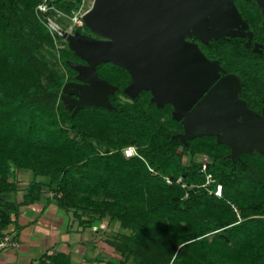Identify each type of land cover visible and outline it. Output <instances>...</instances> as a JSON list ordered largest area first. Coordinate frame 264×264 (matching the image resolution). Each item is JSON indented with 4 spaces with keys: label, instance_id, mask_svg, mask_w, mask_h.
Masks as SVG:
<instances>
[{
    "label": "trees",
    "instance_id": "obj_1",
    "mask_svg": "<svg viewBox=\"0 0 264 264\" xmlns=\"http://www.w3.org/2000/svg\"><path fill=\"white\" fill-rule=\"evenodd\" d=\"M41 1L0 0V232L16 213L5 196L16 191V174L28 170L26 201L39 199L46 187L81 223L106 217L119 222L121 237L113 242L121 259L115 264H167L172 256L174 264H264V153L241 152L232 161L230 148L214 135L184 144L174 137L183 128L172 106L157 107L149 91L127 97L123 89L131 77L111 62L99 63L97 73L118 87L109 96L115 108H68L61 87L76 71L66 61L83 60L66 45L50 66L35 57L33 52L52 43L34 13ZM49 1L71 14L82 0ZM235 3L262 52L247 47L242 37L212 39L202 49L238 77L245 103L264 111L260 7L254 0ZM82 29L91 32L85 24L75 28ZM128 145L139 156H124ZM201 152L215 178L209 185H203L201 160L183 163L186 153ZM85 178L89 188L82 185ZM217 182L220 197L211 191ZM84 196L89 209L78 201Z\"/></svg>",
    "mask_w": 264,
    "mask_h": 264
},
{
    "label": "water",
    "instance_id": "obj_2",
    "mask_svg": "<svg viewBox=\"0 0 264 264\" xmlns=\"http://www.w3.org/2000/svg\"><path fill=\"white\" fill-rule=\"evenodd\" d=\"M254 1L264 24V0ZM81 19L98 37L61 31L68 47L84 61H66L77 80L61 87L60 99L68 108H115L109 96L118 87L97 73L99 63L111 62L131 77L123 89L127 97L149 91L157 107L172 106V117L183 128L174 137L184 144L214 135L230 148L232 161L241 152L264 153V111L249 109L237 97L238 77L220 76L218 61L184 38L194 36L208 44L212 39L250 37L234 0H93ZM260 47L255 42L253 51L261 53Z\"/></svg>",
    "mask_w": 264,
    "mask_h": 264
},
{
    "label": "crops",
    "instance_id": "obj_3",
    "mask_svg": "<svg viewBox=\"0 0 264 264\" xmlns=\"http://www.w3.org/2000/svg\"><path fill=\"white\" fill-rule=\"evenodd\" d=\"M20 174L16 191L5 196L16 213L0 232L14 233L18 245L0 249V264H115L121 259L113 244L120 231L118 221L106 217L81 223L70 209L58 205L46 187L39 199L26 201L30 183L22 184Z\"/></svg>",
    "mask_w": 264,
    "mask_h": 264
},
{
    "label": "rangeland",
    "instance_id": "obj_4",
    "mask_svg": "<svg viewBox=\"0 0 264 264\" xmlns=\"http://www.w3.org/2000/svg\"><path fill=\"white\" fill-rule=\"evenodd\" d=\"M93 0H82L79 7L77 9H72L71 14H68L66 11H63L57 7H55L51 1L48 2V0H42L40 3H38L34 9V13L36 15V17L38 18V20L41 22V24L45 27V29L47 30V32L49 33V35L51 36L52 39V43H48L45 44L43 46L42 49H40L39 51L33 52L35 53V57L39 59V62H42V60H44V64L50 66L52 65V63L54 62V56H58L59 54V50L63 49L65 47V45L68 47L67 45V41L66 39L62 36L61 31H68L73 33L75 31V28L77 27H81L82 24H84L82 22V15L91 7ZM78 31V30H77ZM83 33L85 32V34H88L89 32L84 31V29H82ZM92 33V32H90ZM69 48V47H68ZM71 61H75V62H79L78 60H71ZM60 69L64 70L63 67H61L59 65ZM120 99L122 101L125 100L124 97H120ZM99 151L102 153L103 149L102 146L99 149ZM206 153V152H205ZM204 152L201 153H186L185 155H183V163H186L187 165L190 164L191 162L194 161H200L203 157V155H206ZM55 158H57L58 160H60V157H57L56 154H54ZM63 158L67 159V163L69 164V166H72L71 164H73V162L70 161L69 157L66 155L62 156ZM208 157V156H207ZM209 159V158H208ZM152 168V167H151ZM31 177V172L28 170H21V174H20V178H24L21 182L23 184V182L26 183H30L32 181H27ZM18 177V175L16 174V178ZM13 177L10 176L8 178V180H13ZM15 178V179H16ZM13 180L14 182L17 180ZM18 181H20L18 179ZM45 183L47 182L46 179L44 181ZM88 179L85 178V182L82 183V185L84 187H88L89 183H88ZM58 195H61V193H59ZM86 197H80L78 198L79 203L81 204V207H84L83 209H89V207H91V204H89L86 201ZM98 200L103 199L104 196H97L96 197ZM121 230L119 232L116 233L114 240H119V237H121ZM123 232H130V231H126L124 230ZM115 242V241H114ZM113 242V244H114ZM174 257L172 256L169 260V262L173 259ZM168 262V263H169ZM167 263V264H168ZM174 263V262H173Z\"/></svg>",
    "mask_w": 264,
    "mask_h": 264
},
{
    "label": "built area",
    "instance_id": "obj_5",
    "mask_svg": "<svg viewBox=\"0 0 264 264\" xmlns=\"http://www.w3.org/2000/svg\"><path fill=\"white\" fill-rule=\"evenodd\" d=\"M124 156L131 157V156H139L136 147L134 145H128L123 149ZM209 159L207 155H203L201 159V167L200 171L203 172L205 175V183L203 185H209L215 182V178L213 177L212 173L207 171ZM150 171L157 173L154 171L153 168L150 166L148 167ZM158 174V173H157ZM167 183H171L172 179L166 175H161ZM181 181V177L177 178L176 182L179 183ZM184 186V184H182ZM216 196L220 197L222 193V185L220 183H216L215 188L211 190ZM18 242L16 240L15 234L12 232L9 233H0V249H4L7 247H16ZM174 258L168 264L173 263Z\"/></svg>",
    "mask_w": 264,
    "mask_h": 264
},
{
    "label": "flooded vegetation",
    "instance_id": "obj_6",
    "mask_svg": "<svg viewBox=\"0 0 264 264\" xmlns=\"http://www.w3.org/2000/svg\"><path fill=\"white\" fill-rule=\"evenodd\" d=\"M235 1L236 0H234V3H235ZM236 4V3H235ZM260 12H261V9H260ZM262 20H263V17H262V13H261V22H262ZM247 31L248 32H251V36L250 37H248V36H245V37H242V38H244V44L246 45V42H247V40H249V42L247 43V47H251V49L253 50V47H254V43L255 42H257V43H260L261 44V47H260V49H262V47H263V44H262V42H259L258 40H255V39H253V35H252V31L249 29V25H248V28H247ZM89 35H93V36H96V37H98L96 34H94V33H88ZM184 38L187 40V41H190V42H194L197 46H198V48L202 51V53H204L203 52V49H202V45H207V44H204V43H202L201 41H199L197 38H195L194 36H192V37H188V36H184ZM230 39V38H229ZM211 41V40H210ZM209 41V42H210ZM261 52H262V50H261ZM205 55V54H204ZM206 56V55H205ZM210 60H215V59H210ZM79 62H84V61H79ZM219 63V62H218ZM219 65H220V68H219V70H218V72H219V75L220 76H223V75H226V74H234V73H232V72H226L224 69H223V67L221 66V64L219 63ZM76 75V74H75ZM235 75V74H234ZM72 80H75V81H77L75 78L74 79H70L69 81H72ZM241 90V83H240V89L237 91V97L240 99V100H243V98L241 97V96H239V91ZM244 101V100H243ZM246 106L249 108V109H251V110H253V111H256V112H258V113H263V108L261 107V108H251V107H249L247 104H246ZM180 122V121H179Z\"/></svg>",
    "mask_w": 264,
    "mask_h": 264
}]
</instances>
